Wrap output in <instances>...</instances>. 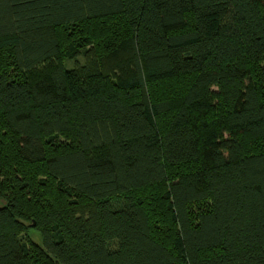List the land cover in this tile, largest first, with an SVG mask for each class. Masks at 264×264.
Wrapping results in <instances>:
<instances>
[{
	"label": "trees",
	"instance_id": "16d2710c",
	"mask_svg": "<svg viewBox=\"0 0 264 264\" xmlns=\"http://www.w3.org/2000/svg\"><path fill=\"white\" fill-rule=\"evenodd\" d=\"M0 264H264V0H0Z\"/></svg>",
	"mask_w": 264,
	"mask_h": 264
},
{
	"label": "rangeland",
	"instance_id": "374dc122",
	"mask_svg": "<svg viewBox=\"0 0 264 264\" xmlns=\"http://www.w3.org/2000/svg\"><path fill=\"white\" fill-rule=\"evenodd\" d=\"M76 37H79V34L78 33L76 34ZM87 58L88 57L86 55H82V56H79L78 57L77 62L66 60L65 61V66L68 67V68L69 67L70 68H72V67L73 68L80 67V66L85 65L87 63ZM25 234L30 235L34 240H36L38 242L40 241L39 240L40 239V234H39V232L34 227L27 228V230L25 231Z\"/></svg>",
	"mask_w": 264,
	"mask_h": 264
},
{
	"label": "water",
	"instance_id": "95a60500",
	"mask_svg": "<svg viewBox=\"0 0 264 264\" xmlns=\"http://www.w3.org/2000/svg\"><path fill=\"white\" fill-rule=\"evenodd\" d=\"M32 225L34 226L35 224L33 223Z\"/></svg>",
	"mask_w": 264,
	"mask_h": 264
}]
</instances>
